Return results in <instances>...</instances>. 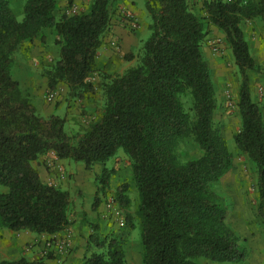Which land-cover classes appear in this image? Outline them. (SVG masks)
<instances>
[{"label":"trees","instance_id":"trees-1","mask_svg":"<svg viewBox=\"0 0 264 264\" xmlns=\"http://www.w3.org/2000/svg\"><path fill=\"white\" fill-rule=\"evenodd\" d=\"M145 1L151 32L140 62L103 82L102 115L73 140L65 117L38 113L12 74L13 56L24 42L54 28L60 57L47 71L49 87L64 82L71 97L93 93L89 76L100 65L99 49L112 27V0H91L87 12L60 18L57 0H26L21 20L11 0H0V185L9 188L0 192V222L14 231L53 235L64 230L71 223V192L44 181L35 162L54 151L59 159L92 169L123 149L139 191L136 216L144 264H199L200 257L243 261L249 254L246 242L227 222L228 198L214 189L231 168L233 152L215 125L216 87L203 44L209 24L221 30L241 72L242 125L235 142L255 163L263 213L264 117L250 86V73L259 71V64L242 23L258 17L264 21V0H206L207 21L194 12L193 0ZM190 138L202 154L182 161L179 150ZM113 172L104 167L96 176L93 208L100 204V192H106ZM129 188L124 182L115 192L123 212L131 202ZM130 218L128 214L124 228L134 227ZM126 240L123 235L91 233L81 264H126ZM94 246L103 250L95 251ZM0 264L47 263L22 257Z\"/></svg>","mask_w":264,"mask_h":264},{"label":"rangeland","instance_id":"rangeland-1","mask_svg":"<svg viewBox=\"0 0 264 264\" xmlns=\"http://www.w3.org/2000/svg\"><path fill=\"white\" fill-rule=\"evenodd\" d=\"M205 1L202 0L200 5L193 0L190 4L194 12L207 21V13L204 8ZM57 2L58 8L55 12L57 18L63 14L85 13L91 6V0H72V2L70 0H57ZM145 3V0H112L110 7L112 27L105 34L99 49L100 65L89 76V80L95 84V91L93 93L88 92L83 98L71 97L68 94V86L64 82L58 83L54 89L49 87L47 71L60 57V45L56 43L57 34L54 28H49L38 37L24 42L21 48L14 53L12 74L19 80L20 84L22 83L21 87L31 97L38 113L43 117H49L52 114L65 117L66 130L73 140L88 130L90 125L102 115L106 99L103 82L108 81L111 76L124 73L140 62L144 42L151 32V18ZM23 7L22 5L19 11H22V15L18 12L19 19L23 18ZM242 27L249 42L251 53L259 64V71L250 73L252 97L264 112V97L257 92L259 86H264V21L260 17L246 19L243 21ZM208 30L209 33L203 44V52L210 64L216 87L218 107L214 116L215 125L226 137L233 152L231 168L214 183V189L228 198L230 210L227 222L230 227L239 236L244 234L250 237L254 230L258 232L260 227H264V212L261 213L259 208L258 174L255 163L246 153L237 148L235 142V135L242 125L239 110L242 76L225 34L211 24L208 25ZM42 35L45 37L42 38ZM51 91L56 93L54 101L48 100ZM185 103L187 107L191 106L189 97L185 98ZM118 152H124V150L120 149ZM201 154V149L192 138L186 140L179 150V157L182 161L197 158ZM120 158L125 162L121 174L124 171L123 176L126 177L127 170H129V178L128 176L126 178L130 179L131 176L129 182L127 179L124 182L130 184L128 192L133 199L128 209L125 210L124 208V214L126 220L129 214L134 227L131 229L129 227L114 228L113 225L104 220L102 217L104 201L109 195L115 196L117 190L106 189V192L101 196L98 208L92 206L95 199L94 193L84 192L82 194L91 209L97 211L95 212L96 218L92 221L88 220L91 229L88 232L89 234L95 232L102 236L110 233L125 236L127 239L125 244L126 264H144L141 227L136 216L139 191L133 180L129 155L123 153ZM46 161L47 157H42L35 162V165L44 164L47 167ZM77 163L84 164L83 162ZM63 166L65 167L64 164ZM65 172L69 178L70 174L66 167ZM76 191H74V196L79 193L78 189ZM78 213L81 211L73 199L69 213L72 220L74 215ZM83 233L86 235V231ZM94 250L102 251L103 249L94 246ZM54 258H56L55 254L46 255L43 253L39 259L46 262V259Z\"/></svg>","mask_w":264,"mask_h":264},{"label":"crops","instance_id":"crops-1","mask_svg":"<svg viewBox=\"0 0 264 264\" xmlns=\"http://www.w3.org/2000/svg\"><path fill=\"white\" fill-rule=\"evenodd\" d=\"M195 1L201 5L202 0ZM24 3L25 0H11V7L16 13L17 17L19 16L18 12L20 11L22 5L24 6ZM19 14L22 15V11L19 12ZM123 153L125 152H118L105 164L97 163L92 169H87L84 164L74 162L71 159H59V162L65 165V167L68 169V173L70 174V177L63 181L61 186L70 190L71 197L74 196V191L77 192L76 190L78 189L79 193L72 198L76 201V204H78V208L80 209L81 213L74 215V222L70 217L71 223L64 229H71L73 233V248L71 252L65 256H56L54 259H46L47 264H81L84 261L87 255V241L90 236L88 231L91 230L88 220H94L96 218L95 212L97 211H93L91 209L87 200H85L82 194L84 192H91L94 193V195L97 194V184L95 183V178L97 175L102 173L104 167L114 169V172L111 175L109 187L107 189L116 190L118 186L127 179V176L129 178V170H127L126 177L123 176L124 171L123 174H121L122 169L125 167V162L120 158ZM37 168L44 181H47L50 177H55V174H53L51 169L47 168L44 164L38 165ZM130 179H127V181L129 182ZM8 190L9 188L7 186L0 187V192H7ZM102 195V192H100V198ZM130 198L131 202H133L131 196ZM127 209L128 208H125V210ZM84 211L86 212L85 217ZM105 221L108 222L107 220ZM108 223L111 224V222ZM113 226L114 228H122L114 223ZM259 229L260 230L258 232L254 230L250 237H247L244 234L240 235L242 239L245 240L249 250L248 257L245 260L238 262H213L207 258L200 257L197 259V262L199 264H264V227H260ZM64 230L58 233H61ZM85 231L86 235L83 233ZM53 235L47 233L39 234L30 230L14 231L2 226L0 222V261L18 260L22 257H25L29 260H38L44 253L46 240Z\"/></svg>","mask_w":264,"mask_h":264},{"label":"built area","instance_id":"built-area-1","mask_svg":"<svg viewBox=\"0 0 264 264\" xmlns=\"http://www.w3.org/2000/svg\"><path fill=\"white\" fill-rule=\"evenodd\" d=\"M257 92L260 96L264 97V86H259ZM55 97L56 93L51 91L49 93L48 100L54 101ZM46 157L47 167L51 169L53 174H55V177H50L47 180L48 183L61 186V183L68 178V175L65 172V167L59 162V158L54 151L49 152ZM102 217L108 222H111L112 225L114 223L119 227H125L127 224V220L122 208L120 207L115 196L112 195L107 196L104 201ZM72 239L73 233L71 229H66L61 233H56L46 240L44 253L46 255L55 254L56 256L68 255L73 248Z\"/></svg>","mask_w":264,"mask_h":264}]
</instances>
